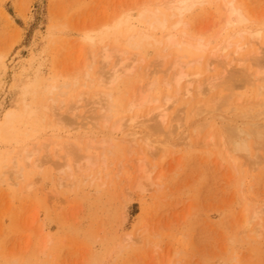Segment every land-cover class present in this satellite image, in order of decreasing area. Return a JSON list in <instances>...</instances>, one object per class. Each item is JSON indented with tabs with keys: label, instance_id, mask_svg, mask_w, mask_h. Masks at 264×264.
<instances>
[{
	"label": "rangeland",
	"instance_id": "1",
	"mask_svg": "<svg viewBox=\"0 0 264 264\" xmlns=\"http://www.w3.org/2000/svg\"><path fill=\"white\" fill-rule=\"evenodd\" d=\"M166 1L0 0V125L10 113L16 116L11 119L14 132L8 137L0 135V264H264L263 218L258 235L241 233L245 214L249 218L259 208L264 212L263 152L251 150L249 159L226 154L218 141L211 149L209 143V148L207 144L204 147L209 129L192 135L189 125L191 109L200 101L204 102L200 105L205 119L215 124V130L246 124L264 128V116L244 119L236 99L230 107L224 106L227 109L217 106L222 108L217 112L212 98H217L219 89L209 96L206 90L207 97L195 99L196 104L186 100L187 107L181 92L180 100L168 110V123L175 127L172 143L176 144L155 146L163 137L154 132V136L148 134L149 147L138 138L139 144H130V138L125 137L132 126L127 122L129 116L141 115L149 120V127L159 126L154 113L148 114L159 103L165 104V95L173 97L166 80L177 74V68L173 72L170 68L174 61L180 60L183 72L201 71L197 82L206 80L210 63L214 64L208 78L226 67L227 79L223 77L222 82L244 94L242 102L253 101L257 87L247 88L239 81L236 61L258 49L264 52V0H212L186 13L185 26L173 30L176 21L171 19L169 28L151 30L140 15L161 8ZM230 1L249 18L245 27L262 28L263 38L258 43L247 40L248 36L236 38V31L243 26H225ZM139 31H148L157 40L173 33L179 45L163 49L165 43L160 46L150 41L140 50L130 48L126 38ZM229 37L242 44L233 43L228 51L218 53L225 62H215L208 54L223 47ZM195 40L209 44L206 51L212 52L194 50L191 45L198 44ZM180 41L191 48L188 44L180 51ZM245 43L250 44L248 51L240 49ZM235 47L240 54L233 55ZM103 48L124 54L119 57L116 53L101 73L99 53ZM260 57L264 58V53ZM119 58L134 59L135 71L124 73L112 84L110 68ZM196 59L197 64L193 63ZM239 82L243 89L235 84ZM104 93L111 95L106 105H115L112 119L97 108ZM145 96L158 104H144L143 110L142 106L136 110L130 107ZM97 102L101 104L96 106ZM99 113L109 117L108 130L123 120L124 129L108 145L100 144L105 123ZM215 130L210 134L216 135ZM185 136L189 138L186 143L179 142ZM25 151L34 154L29 164L22 161ZM253 155L262 162L252 161ZM33 162L39 169H34ZM141 166L149 173V181L142 179L143 173L138 174L136 169ZM12 168L15 174L20 170L22 177L16 179Z\"/></svg>",
	"mask_w": 264,
	"mask_h": 264
},
{
	"label": "bare ground",
	"instance_id": "2",
	"mask_svg": "<svg viewBox=\"0 0 264 264\" xmlns=\"http://www.w3.org/2000/svg\"><path fill=\"white\" fill-rule=\"evenodd\" d=\"M210 1H212V0H167L166 2H164L163 4H162V6H161V8H155L154 10H150V11H146V12H144L143 11V13L141 14V12H140V16L142 17V18H140V19H143L142 21H144V24L146 25V24H148V26H149V28L151 29V30H165V29H167V27L170 25L169 23V21L171 20V19H175V23H173V25H172V28H173V30L174 29H176V28H179L180 26L182 27V25H184L185 26V24L183 23V17H184V15H186V13H188V12H190L192 9H194L195 7H197V6H202V5H204V4H207L208 2L210 3ZM216 1V0H215ZM234 1V0H233ZM159 5V4H158ZM157 5V6H158ZM160 6V5H159ZM224 8V7H223ZM226 8V7H225ZM141 11V10H140ZM225 11H226V14L227 15H225L224 17H225V19H223V21L225 20V26L226 27H238V26H243L238 32L236 31V33L235 32H231V33H235V35H236V38L239 36L240 37V39H242L241 37H246V36H248L247 38V40H253V41H256V43H258V41L260 40V38H263L262 37V35H261V33H262V31L263 30H261L262 28H256L255 30H253L252 29V27L254 28V26L255 27H257L256 25H254V26H251V24H250V26H251V28L248 26H244V25H246L248 22H249V18L243 13V11L241 10V9H239L238 7H236V5H235V3H233L232 1H230V2H228L227 3V9H225ZM251 20V19H250ZM255 20V19H254ZM185 21V20H184ZM146 22V23H145ZM255 22V21H254ZM253 22V23H254ZM256 23V22H255ZM254 23V24H255ZM259 23H260V20H259ZM258 24V23H257ZM132 26V25H131ZM183 26V27H184ZM188 26V25H187ZM261 26H262V23H261ZM263 27H264V24H263ZM130 28V27H129ZM169 28V27H168ZM171 28V29H172ZM224 28V27H223ZM240 28V27H239ZM226 29H228V28H226ZM186 30V29H185ZM223 30V29H222ZM229 30V29H228ZM236 30V29H235ZM238 30V29H237ZM127 30H125L124 31V34H125V32H126ZM146 31V30H145ZM231 31V30H230ZM131 32V31H130ZM148 32V31H147ZM147 32H137L135 35H131V36H129V38H126L127 40H125L126 42L125 43H127V45H129L130 46V48H134V49H141V47H143V45H145V44H149V42L150 41H152V43H155V44H157V45H163V43H165L164 44V46H165V48H163V49H167V47H171V46H175V45H179L178 43H177V41H176V39H175V36L173 35V33L172 34H170L169 32V34H165V35H163L164 37H161V40H157L154 36H153V34H151L150 32L149 33H147ZM154 32V31H153ZM222 32V31H221ZM226 32V31H225ZM229 32V31H228ZM123 33V32H122ZM155 33V32H154ZM128 34V33H127ZM183 34V33H182ZM226 34V33H225ZM122 35V34H121ZM178 35V34H177ZM220 35V34H219ZM230 35V34H229ZM235 35H233L232 34V36L233 37H235ZM184 37H185V35H183ZM119 37H120V35H119ZM183 37V38H184ZM188 37V36H187ZM233 37H229L228 38V41L227 42H224V43H222L223 45H221V46H223V47H221V48H219V49H217L218 47H220V46H217L216 48H214V51L212 52V51H210V52H212L211 53V55L210 54H208V56L210 57V58H212V59H214V61L215 62H217V63H221V62H225V59H221L220 57H219V55H218V53H221V54H223V52L225 51L226 52V50L228 51L229 50V48H231V46L233 45V43H236L239 39V37L237 38L238 40H236V42H232L231 40H233ZM244 37V38H245ZM231 38V39H230ZM243 38V40H245ZM163 39V40H162ZM191 39V38H190ZM189 39V40H190ZM235 39V38H234ZM264 39V38H263ZM262 39V40H263ZM123 40V39H122ZM184 40V39H183ZM182 40V41H183ZM187 41H188V38L186 39ZM192 40V39H191ZM229 40L231 41L230 43H229ZM182 41H180V44L182 43ZM187 41H186V43H187ZM196 41V40H195ZM197 41H199V40H197ZM196 41V42H197ZM202 41V40H201ZM242 41V40H241ZM123 42V41H122ZM245 42V41H244ZM248 42V41H247ZM198 44H195V45H191V44H184V43H182L183 45H180L179 46V50L181 49L180 47L181 46H187L188 45V47L189 48H194V50H196L197 49V52H198V49L200 50V48H202L201 49V51L203 52V51H205V52H208V51H206V49L207 48H209V44L207 45L206 43V45H202V43H203V41H202V43H199V42H197ZM232 43V44H231ZM251 43V42H250ZM262 43V42H261ZM237 44H242L241 42L239 43V42H237ZM237 44H235V45H237ZM249 43H245V45L243 46V47H240V49H243L244 47V49L243 50H245L246 49V47H247V45H248ZM253 44H255V42L253 43ZM154 45V44H153ZM190 45H191V47H190ZM256 45V44H255ZM254 45V46H255ZM145 46H147V45H145ZM152 46V45H151ZM234 46V45H233ZM249 46H250V44H249ZM249 46L247 47L248 49H249ZM253 46V47H254ZM238 47V48H239ZM252 47V46H251ZM250 47V49H252ZM256 47H258V44H257V46ZM261 47V46H260ZM259 47V48H260ZM172 48H174V47H172ZM205 50H204V49ZM236 48V47H235ZM169 49V48H168ZM216 49V50H215ZM248 49H246L247 51H248ZM118 50V49H117ZM117 50H108L107 48H103L102 49V51L99 53V55H100V58H99V60L101 61L100 62V64H102L101 66V70H100V72L102 73V69H104L103 67L104 66H107L109 63H110V60L113 58V57H115L118 53H119V57L120 56H122L124 53H121V52H118ZM182 50V49H181ZM180 50V51H181ZM193 50V51H194ZM213 50V49H212ZM236 50L237 51H239V52H237V51H235V52H232L233 53V55L235 54V53H237V54H240V50H238L237 48H236ZM242 50V51H243ZM253 50V49H252ZM251 50V51H252ZM201 51H199L200 53H202ZM196 52V53H197ZM210 52H208V53H210ZM263 51H261V49H258L257 51H256V53L255 54H252L251 52H250V54H252V55H250L249 53H248V55H246V56H243V58H240L239 60H237L236 62H237V64H238V66H239V69L237 70V73H238V71H239V75L237 74V76H240V79H239V81L240 80H242V81H244V87H245V85H246V87L248 88V86H249V88L250 87H257V89H256V91L258 90V92H256V94H255V96H254V100L253 101H250V102H242V97H243V95L241 96L240 94H238V90L236 89V91L233 89V85L231 86V84H228L227 82H225L224 80H223V82H222V79H223V77H224V79H225V74H226V72H227V70H229V69H223L221 72L222 73H219V74H216V75H213L212 77H210V78H208L207 76H208V74H209V68H211V66H212V64H214V63H210L209 65H207L208 66V74L206 73V71H204V74L206 73L207 74V76L206 77H204V78H206V80L205 79H203L202 80V82L200 81V82H197L198 81V79L200 78V77H202L199 73L201 72V71H199V69H198V73H191L190 74V72H186V69H185V72H183L184 71V67L183 68H181V66H183V65H180V63L178 62V61H180V60H176L177 62L175 63V61L172 63V65H171V70H172V72L174 71V69H176L177 70V74H171L170 75V78H171V76H173L172 78H171V80L169 79V82H167V80H166V83L169 85L168 86V88L170 87V89H172L173 90V97H169L168 95L166 96H164V101H165V104H163V105H160V103H159V106H157V107H155V108H153V112H151V113H146V114H148V115H150V114H152V113H154V115H155V117H156V119H157V122L159 123V126L158 127H149L147 124L149 123V120H145L143 117L141 118V115H140V117L138 116V115H133V117H130L129 116V119H128V123L130 124V125H132L131 126V128H129L130 130H129V133H127V134H125V137L127 138V137H129L130 139V144H131V142H132V144H136V143H138V142H140V143H142L143 145L145 144V146H147V147H149L148 145H150L151 143H152V141L149 139V136L151 137V136H154V133H155V136L156 135H159V136H162L161 138V140L160 141H155V142H157L156 143V145H155V143H154V145L155 146H158L159 147V145L160 146H162L163 148H168V146H171L172 147V144H176L175 142L174 143H172V139H173V133L175 134V127H173V125L170 123H168V118H169V107H170V105H175L176 104V102L178 101V100H180V99H178L179 97V95H180V93L182 92V95H183V97L185 98V100H184V98L182 99V100H184V103L186 102V100L188 101L187 103H189V104H192L191 102H193V101H196L195 99H197L198 101L199 100H201L200 98H202V96L203 97H207V96H209V94H212L213 92H215L217 89H219V93H218V95H217V98H216V95H215V97H214V95H213V104L215 105L214 107H215V110L217 111V112H219L222 108H217V106H223V108H225L224 106H227V107H230V105H232V103H231V100H233V99H236L237 100V102H236V105H238V110H239V112H240V114L244 117V119H248V120H259L260 118H262L263 116H264V58H261L260 56L261 55H263V53H262ZM117 53V54H116ZM231 53V54H232ZM262 53V54H261ZM236 54V55H237ZM202 55H203V53H202ZM204 55H205V53H204ZM235 55V56H236ZM218 56V57H217ZM223 56V55H222ZM239 56V55H238ZM237 56V57H238ZM95 57V56H94ZM226 57V56H225ZM227 57H229V56H227ZM226 57V58H227ZM240 57V56H239ZM95 58H97V57H95ZM218 58H220L222 61H220V59H218ZM224 58V57H223ZM120 59V58H119ZM200 59V58H199ZM197 60V59H196ZM235 60V59H234ZM93 61H94V63H95V60H94V58H93ZM140 61V60H139ZM192 61H194V60H192ZM192 61L190 62L191 64H192ZM214 61H212V62H214ZM220 61V62H219ZM98 62V61H97ZM118 62V61H117ZM140 62H142V61H140ZM140 62H138V63H140ZM210 62H211V60H210ZM193 63H199V60H197V61H195V62H193ZM207 63V62H206ZM209 63V62H208ZM117 65H113L110 69H111V75H110V79L112 80L111 81V83L113 84L114 82H116L119 78H121V75H123L124 73L125 74H127V73H133V70L135 71V68H134V64H135V61H134V59H120L119 60V62L118 63H116ZM223 64V63H222ZM188 66H190L191 67V65H189V62H188V64H187ZM194 65V64H193ZM192 65V66H193ZM229 65V67L230 66H232L231 65V63H229L228 64ZM148 67H149V65H147ZM151 66H153V65H151ZM150 66V67H151ZM195 66V65H194ZM198 66V65H197ZM199 66H200V64H199ZM196 67V66H195ZM205 67H206V65H205ZM217 67V66H216ZM234 67H235V65H234ZM152 68V67H151ZM179 68L180 69H183L182 71L180 70L179 71ZM231 68V67H230ZM145 69V68H144ZM149 69V68H148ZM196 69V68H195ZM212 69V68H211ZM216 68L214 67V72H216V70H215ZM151 70V69H150ZM149 70V71H150ZM167 70L168 69H166V72H167ZM206 70V69H205ZM144 71V70H143ZM196 71V70H195ZM212 71V72H213ZM225 71V72H224ZM253 71V72H252ZM147 72H148V70H147ZM152 72H154V71H152ZM171 72V71H170ZM211 71H210V74L212 75L213 73H212ZM230 72V73H229ZM231 72H232V70H230V71H228V73H229V75L231 74ZM38 73V72H37ZM143 73H146V72H143ZM149 73V72H148ZM124 74V75H125ZM165 74V73H164ZM169 74V73H168ZM108 75V74H107ZM149 76H150V74H148ZM228 75V74H227ZM232 75V74H231ZM229 76V77H231V78H233V75L232 76ZM35 76V75H34ZM85 76V75H84ZM210 76V75H209ZM87 77V76H86ZM103 77V76H102ZM108 77V76H107ZM104 78V77H103ZM167 78V77H166ZM231 78H229L230 79V81H231V83H233L234 81H232L231 80ZM235 78H237V77H235ZM234 78V79H235ZM226 79H227V76H226ZM228 79V80H229ZM104 79H102V81H103ZM235 80H238V79H235ZM101 81V82H102ZM165 83V84H166ZM204 83L206 84V89L203 87V85H204ZM227 83V84H226ZM150 84L151 83H149L148 84V86H150ZM164 84V85H165ZM195 84V85H194ZM236 85H239L240 84V82L239 83H235ZM243 84H240L239 86H241L242 87V89H243ZM152 85V84H151ZM153 85H154V83H153ZM235 86V85H234ZM238 86V89L240 88ZM67 87V86H66ZM151 87V86H150ZM166 87V86H165ZM203 87V88H202ZM237 87V86H236ZM55 88H57V87H55ZM73 88V87H72ZM57 90H58V88H57ZM204 90V91H203ZM206 90H207V92H208V95H207V93H205L204 94V92H206ZM240 90V89H239ZM249 90V89H248ZM238 91V92H237ZM236 92V93H235ZM240 93V92H239ZM143 94V93H142ZM242 94V93H241ZM103 95V94H102ZM101 95V96H102ZM110 94H105L104 93V95H103V98L104 99H102V100H104L105 101V105H104V107H103V102L104 101H99V102H102V104L101 103H95V105L96 106H98V104H101V105H99L97 108H102V110L105 112V114L108 112V115L111 117V112H112V110H113V107H115V105H113V107H112V105L110 104V103H108L107 105H106V101L107 102H109L110 100H109V98H108V96H109ZM144 95V94H143ZM181 95V96H182ZM205 95V96H204ZM81 96H83V95H81ZM111 96V95H110ZM141 96V95H140ZM147 96H151V95H147ZM180 96V97H181ZM51 98V97H50ZM133 98V97H132ZM193 98V99H192ZM244 98H246V96L244 97ZM138 99H139V101L137 102V103H132L131 104V108H134L135 110H136V107L138 106V107H140V106H144V104H147L148 105V103H151V104H153V103H155V102H157V100L156 99H153V98H149V97H143V98H140V97H138ZM158 99V98H157ZM163 100V99H162ZM181 100V101H182ZM82 101V100H81ZM131 101H133L132 99H131ZM198 101H196L195 102V104L198 102ZM159 102V101H158ZM94 103V102H93ZM194 103V102H193ZM200 103H204L203 101H200L198 104H197V106L195 105L194 107H195V109L192 111V109H191V115H190V118H191V116H192V122H191V124H189V125H191L190 126V128H191V131H192V135L193 134H195V135H199L203 130H205L206 128L207 129H209V132H206V135L208 136V138H206V140L207 141H205V142H203V143H205V145H203L204 147L206 146V144H207V146L206 147H208V143L209 144H211V147H210V149L212 148V146L214 147L215 146V142L216 141H218V144H219V147H222L223 149H224V152L226 153V154H229V155H231V154H236L235 156L237 157H239V156H244V157H246V158H249V153L251 152V150H253V151H262L263 152V154H262V161H263V159H264V128H262V127H260V126H248L247 124H246V126L245 127H241V126H238V125H235L234 127H231V128H228L227 130L224 128V129H217V130H215L216 128V126H215V124H211V122L210 123H208L207 122V120L205 119V114H206V112L204 111V110H202L201 108L203 107L202 105L203 104H201L200 105ZM207 103V102H206ZM208 103H210V102H208ZM221 103H223V104H221ZM150 104V105H151ZM155 104H158V103H155ZM188 104V105H189ZM211 104V103H210ZM212 104V105H213ZM118 105V104H117ZM130 105V104H129ZM154 105V104H153ZM185 105H186V107H187V104L185 103ZM142 106V110H143V107ZM149 106V105H148ZM200 106V107H199ZM202 106V107H201ZM207 106H208V104H207ZM105 107L107 108V109H105ZM171 107H173V106H171ZM72 108V107H71ZM75 108L76 109H78V107H76L75 106ZM116 109H117V106H116ZM134 109H132V112H133V110ZM140 109V108H139ZM209 109H210V107H209ZM211 109H212V107H211ZM210 109V110H211ZM219 109V110H218ZM225 109H227V108H225ZM94 109H91L90 108V111H93ZM209 110V111H210ZM212 110H214V108L212 109ZM73 111H74V108H73ZM76 111V110H75ZM98 111H99V109H98ZM216 111H214V112H216ZM86 112H88V110L86 111ZM90 113V112H89ZM120 113V112H119ZM205 113V114H204ZM99 114H101V113H99ZM99 114H98V116H99ZM126 114H128V113H126ZM145 114V115H146ZM117 114H115L114 115V117L116 116ZM55 116V115H54ZM97 116V120H98V118L100 117H98ZM16 117V116H14L13 114L11 115V113L8 115V116H5V121L3 122V124L2 125H0V135L3 137V136H6V137H8V136H10L11 135V133L12 132H14V128H13V126L12 125H14V124H12V120L11 119H14V118ZM57 117H60V115L59 116H57ZM101 117H102V119H103V122L105 123V125H104V128H103V130L101 131V133H100V135H101V142H100V144L103 146V145H108V144H110V141L112 140V139H114V138H116V137H118V134H119V132H121L123 129H124V127H123V129H122V126L124 125L123 123H122V121L123 120H119L118 122H116L114 125H113V127H112V129L111 130H108L107 129V127H108V125H107V122H108V118L109 117H107V116H104V113L103 114H101ZM148 117V116H147ZM154 117V118H155ZM113 117H111L110 119H112ZM122 118V117H121ZM4 119V118H3ZM56 119H58V118H56ZM87 120H88V118H86ZM85 119V120H86ZM123 119V118H122ZM147 119V118H146ZM149 119V118H148ZM110 121V120H109ZM150 121H152V120H150ZM170 121V120H169ZM97 122V121H96ZM100 122V121H99ZM102 122V123H103ZM172 122V121H171ZM205 122V123H204ZM89 123V122H88ZM103 123V124H104ZM126 123V122H125ZM87 123H85V125H86ZM109 124V123H108ZM82 125V124H81ZM128 125V124H127ZM189 125L187 126V128L189 127ZM83 126V125H82ZM87 126V125H86ZM86 126H83V127H86ZM125 126H126V124H125ZM127 128H128V126H126ZM78 129V128H77ZM110 129V128H109ZM177 129V128H176ZM189 129V128H188ZM187 129V130H188ZM89 130V129H88ZM187 130H186V135L188 136V132H187ZM190 130V129H189ZM210 130H215L214 131V134H216V135H211L210 134ZM208 131V130H207ZM217 131V133H215ZM127 132V131H126ZM125 132V133H126ZM149 132H151L152 134H150ZM154 132V133H153ZM209 135H208V134ZM148 134H150L149 136H148ZM182 134H185V131H184V133H182ZM205 135V134H204ZM187 136H185V140L183 141V139H184V137L182 138V140H180L179 142H181L182 141V143L184 142V143H186V139L188 140L189 138H187ZM51 137V136H50ZM190 137H191V135H190ZM196 137V136H195ZM5 138V137H4ZM49 138V137H48ZM58 137H56V139H57ZM137 138L138 139H140L138 142H137ZM50 139V138H49ZM48 139V140H49ZM54 139V138H53ZM196 140V139H195ZM203 140V139H202ZM50 141V140H49ZM197 141H198V139H197ZM178 142V141H177ZM178 142V143H179ZM190 142V141H189ZM201 142V141H200ZM50 143V142H49ZM129 143V142H128ZM217 143V142H216ZM139 144V143H138ZM218 144H216L217 145V147H218ZM152 145V144H151ZM186 145V144H185ZM190 145V144H189ZM196 145V144H195ZM201 145V146H202ZM154 146V147H155ZM187 146H188V144H187ZM105 147V146H104ZM109 147V146H108ZM151 147V146H150ZM170 148V147H169ZM193 148H195V146L193 147ZM209 148V147H208ZM106 149V148H105ZM154 149V148H153ZM214 149V148H213ZM223 149H219V150H223ZM23 151H24V149H23ZM106 151V150H105ZM216 151V150H215ZM222 152V151H221ZM21 153V152H20ZM102 153V152H101ZM150 153H152V152H150ZM163 153V152H162ZM221 154V153H220ZM224 154V153H223ZM103 155V154H102ZM151 155V154H150ZM215 155H216V152H215ZM20 156V155H19ZM18 156V157H19ZM32 156H34V154L31 152H27V151H25V152H23V154H21V157H23L22 159V161L23 162H26L27 164H29L28 162H29V160H30V158L32 157ZM220 156V155H219ZM21 157L19 158V159H21ZM151 157H152V155H151ZM235 157V158H236ZM101 158H102V156H101ZM227 158V157H226ZM229 158V157H228ZM234 158V159H235ZM246 158H244V159H246ZM260 157H258L257 155H253V159H252V161H254V160H258L257 162H259V160L261 161V159H259ZM230 159V158H229ZM243 159V160H244ZM250 159V158H249ZM163 160V159H162ZM248 160V159H247ZM38 162H39V160H37ZM228 161H230V160H228ZM245 161V160H244ZM243 161V162H244ZM250 161V160H249ZM261 161V162H262ZM141 162V161H140ZM242 162V163H243ZM261 162H259V163H261ZM40 163V162H39ZM66 163V162H65ZM245 163V165H246V162H244ZM252 163V165H254V164H256V163H254V162H251ZM254 163V164H253ZM67 164V163H66ZM140 164V163H139ZM250 164V163H249ZM252 165H251V169H252ZM60 166V165H59ZM139 166V165H138ZM143 166V165H142ZM140 167V168H137L136 170H137V172L139 171V173L138 174H140L141 176H142V174L141 173H143L144 175H145V172H146V170L144 169V167ZM242 166V165H241ZM255 166V165H254ZM15 167V166H14ZM33 167H34V169H36L38 166H37V162H33ZM61 168V167H60ZM64 169H65V167H63ZM67 168H69V167H67ZM152 168H154V167H152ZM250 168V167H249ZM13 170H14V168H12ZM37 169H39V168H37ZM63 169V170H64ZM139 169V170H138ZM256 169V168H255ZM69 170V169H68ZM156 170V169H155ZM154 170V171H155ZM254 170V169H253ZM12 171V170H11ZM15 171V170H14ZM13 171V173L15 174V173H17L16 171L14 172ZM66 172H70V171H67L66 170ZM136 172V173H137ZM141 172V173H140ZM12 173V174H13ZM21 174V171L19 170L18 171V174ZM62 173V172H61ZM71 173V172H70ZM151 173V172H150ZM18 174H15L17 177H16V179H19V178H21L22 176L21 175H18ZM149 173L148 172H146V175L144 176L143 175V178L142 179H145V180H147V181H149V176L150 175H148ZM152 174H153V171H152ZM14 175V176H15ZM60 175V174H59ZM65 176V175H64ZM139 180H140V182L142 181L140 178H139ZM18 183V182H17ZM17 183H15L16 185H17ZM137 183V182H136ZM151 184V183H150ZM138 188H141V184H140V187H138ZM260 209V208H259ZM255 209V210H253L252 211V214H251V216L249 217V218H246V215L248 216V214H245V219L243 218L242 219V221H243V223H241V221H240V223L241 224H243V225H241V226H243V229H241V233H242V231H243V234L244 233H246V234H248V233H250V234H257L258 235V233H259V229L261 228L260 226H261V224H260V222H261V220H262V218H263V222H264V217H262V216H264V212H263V210L262 209ZM255 211V212H254ZM247 213V212H246ZM256 222H258L257 224H256V226H254V228H252V229H250V226L252 225V223H256ZM242 234V235H243Z\"/></svg>",
	"mask_w": 264,
	"mask_h": 264
}]
</instances>
